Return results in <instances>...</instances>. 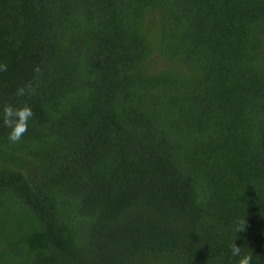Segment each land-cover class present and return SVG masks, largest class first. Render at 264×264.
<instances>
[{
  "label": "trees",
  "instance_id": "obj_1",
  "mask_svg": "<svg viewBox=\"0 0 264 264\" xmlns=\"http://www.w3.org/2000/svg\"><path fill=\"white\" fill-rule=\"evenodd\" d=\"M0 65V264H264V0H0Z\"/></svg>",
  "mask_w": 264,
  "mask_h": 264
},
{
  "label": "clouds",
  "instance_id": "obj_2",
  "mask_svg": "<svg viewBox=\"0 0 264 264\" xmlns=\"http://www.w3.org/2000/svg\"><path fill=\"white\" fill-rule=\"evenodd\" d=\"M7 65H0V71H6ZM36 73L40 72L39 67L34 68ZM35 94V89L29 84L25 87L17 89V95L24 96L26 94ZM32 109L24 104L20 107H13L11 104H7L2 110V120L6 128L9 129L8 140L12 143H17L21 140L23 135L28 130V122L33 117ZM245 222H243L244 225ZM244 226L239 227L237 231H243ZM231 255L237 257L236 264H251L252 256L251 254L241 255L240 246L236 244H231Z\"/></svg>",
  "mask_w": 264,
  "mask_h": 264
}]
</instances>
